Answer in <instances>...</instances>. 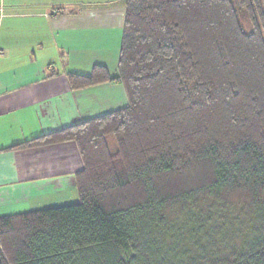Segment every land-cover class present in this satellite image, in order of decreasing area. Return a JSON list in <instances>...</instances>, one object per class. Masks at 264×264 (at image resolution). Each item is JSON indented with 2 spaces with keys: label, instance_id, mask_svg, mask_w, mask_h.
I'll use <instances>...</instances> for the list:
<instances>
[{
  "label": "trees",
  "instance_id": "trees-1",
  "mask_svg": "<svg viewBox=\"0 0 264 264\" xmlns=\"http://www.w3.org/2000/svg\"><path fill=\"white\" fill-rule=\"evenodd\" d=\"M127 105L74 142L79 201L0 217V264H264V0H125Z\"/></svg>",
  "mask_w": 264,
  "mask_h": 264
},
{
  "label": "crops",
  "instance_id": "crops-1",
  "mask_svg": "<svg viewBox=\"0 0 264 264\" xmlns=\"http://www.w3.org/2000/svg\"><path fill=\"white\" fill-rule=\"evenodd\" d=\"M125 0H0V217L79 200L74 142L16 146L124 108L122 85L73 89L70 73H112Z\"/></svg>",
  "mask_w": 264,
  "mask_h": 264
},
{
  "label": "rangeland",
  "instance_id": "rangeland-1",
  "mask_svg": "<svg viewBox=\"0 0 264 264\" xmlns=\"http://www.w3.org/2000/svg\"><path fill=\"white\" fill-rule=\"evenodd\" d=\"M78 201H79V200H78ZM78 201H77V202H78Z\"/></svg>",
  "mask_w": 264,
  "mask_h": 264
}]
</instances>
